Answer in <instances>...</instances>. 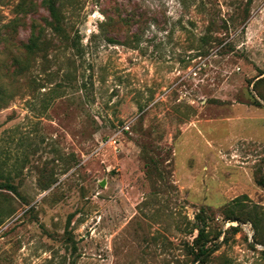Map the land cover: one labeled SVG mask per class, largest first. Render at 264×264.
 I'll return each instance as SVG.
<instances>
[{"label":"rangeland","instance_id":"obj_1","mask_svg":"<svg viewBox=\"0 0 264 264\" xmlns=\"http://www.w3.org/2000/svg\"><path fill=\"white\" fill-rule=\"evenodd\" d=\"M55 1L0 0V264H264V0Z\"/></svg>","mask_w":264,"mask_h":264},{"label":"trees","instance_id":"obj_2","mask_svg":"<svg viewBox=\"0 0 264 264\" xmlns=\"http://www.w3.org/2000/svg\"><path fill=\"white\" fill-rule=\"evenodd\" d=\"M45 3L47 5L48 11L50 12V15L52 17V21H51L52 26L56 29H60L62 18L60 16L59 8L57 7L56 1L55 0H45ZM129 20L131 21L130 18H129ZM127 22H128V20H127ZM41 36H42V34H38L37 36L33 37L32 38L33 41L29 45H27V49H29V50L37 49L38 48V41L41 38ZM215 40L222 42L221 38H216ZM0 186H7L8 188H13V185L7 184V183H2V184H0ZM236 212L237 211H234V210L230 211V209H228L225 211V214L227 216H229L228 218L231 219L232 221L241 222L242 219L240 218L239 215H237ZM203 213H204V211H202L200 214H198L197 219L205 222ZM248 220H252L253 224L256 227L258 224V220L260 221V219H258V220L248 219ZM196 229L198 230V234L195 237V239L193 241V245H192L193 260H194L193 262L198 261V264H202L205 262L206 258L210 254L211 247L208 245V243L211 242V240L209 239L210 235H209V232L206 230L205 224L202 226L198 225L196 227Z\"/></svg>","mask_w":264,"mask_h":264},{"label":"water","instance_id":"obj_3","mask_svg":"<svg viewBox=\"0 0 264 264\" xmlns=\"http://www.w3.org/2000/svg\"><path fill=\"white\" fill-rule=\"evenodd\" d=\"M101 184L104 185V182H102Z\"/></svg>","mask_w":264,"mask_h":264}]
</instances>
